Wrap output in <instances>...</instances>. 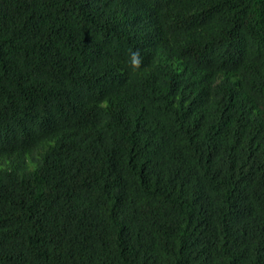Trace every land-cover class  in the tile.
Segmentation results:
<instances>
[{
	"label": "trees",
	"instance_id": "obj_1",
	"mask_svg": "<svg viewBox=\"0 0 264 264\" xmlns=\"http://www.w3.org/2000/svg\"><path fill=\"white\" fill-rule=\"evenodd\" d=\"M0 264H264V0H0Z\"/></svg>",
	"mask_w": 264,
	"mask_h": 264
},
{
	"label": "clouds",
	"instance_id": "obj_2",
	"mask_svg": "<svg viewBox=\"0 0 264 264\" xmlns=\"http://www.w3.org/2000/svg\"><path fill=\"white\" fill-rule=\"evenodd\" d=\"M135 62L138 63V60H136Z\"/></svg>",
	"mask_w": 264,
	"mask_h": 264
}]
</instances>
